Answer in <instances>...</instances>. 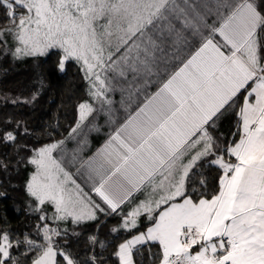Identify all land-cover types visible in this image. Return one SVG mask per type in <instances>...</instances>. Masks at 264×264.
Listing matches in <instances>:
<instances>
[{
    "label": "snow or ice",
    "instance_id": "obj_1",
    "mask_svg": "<svg viewBox=\"0 0 264 264\" xmlns=\"http://www.w3.org/2000/svg\"><path fill=\"white\" fill-rule=\"evenodd\" d=\"M50 53L86 98L60 139L0 118V171L30 169L0 264H264V0H0V61Z\"/></svg>",
    "mask_w": 264,
    "mask_h": 264
},
{
    "label": "trees",
    "instance_id": "obj_2",
    "mask_svg": "<svg viewBox=\"0 0 264 264\" xmlns=\"http://www.w3.org/2000/svg\"><path fill=\"white\" fill-rule=\"evenodd\" d=\"M4 60L7 63L0 67V95L12 91L15 95L28 97L33 91L38 90L39 96L32 105H0V118L10 115L14 119L26 121L30 129L37 131L49 129L57 139L67 136L70 126L76 119V105L86 98V84L78 67L69 63L66 65L65 72H58L56 70L57 56L52 53L38 61L28 59L13 62L10 58ZM41 77L44 81L43 88H40L37 82ZM57 124L58 127H53ZM234 124L233 116L226 115L219 123L220 133L227 137ZM101 129L103 131L86 132L87 143L83 146L84 157L93 154L107 138L108 131H105L107 128ZM82 139L83 137L78 138V140ZM28 143L32 141L29 140ZM77 146V141H69L67 144L69 150ZM12 152L10 148H0V158L8 153V158L14 159ZM29 171L30 169L23 165L18 167L10 165L7 172L0 171V188L8 192L7 198L0 200V217H6L11 226L17 230L26 220L24 182ZM105 232L106 229L101 233L102 238Z\"/></svg>",
    "mask_w": 264,
    "mask_h": 264
},
{
    "label": "rangeland",
    "instance_id": "obj_3",
    "mask_svg": "<svg viewBox=\"0 0 264 264\" xmlns=\"http://www.w3.org/2000/svg\"><path fill=\"white\" fill-rule=\"evenodd\" d=\"M2 61H3V62H2V64H1L0 67H3V66L7 63V61H5V60H2ZM0 62H1V61H0ZM152 90H153V91L155 90V86H153V89H152ZM13 92H14V91H13ZM4 94H9V95H11V96H19V94H17V95L13 94L12 91H9V92L4 93ZM116 99L119 100V94H117ZM119 115H120V117H121V119H122L123 116H124V113H123V112H120ZM219 130H220V129H219ZM233 130H234V126L232 127V130H231V131H233ZM101 131H103V130L101 129ZM105 131H108V129H106ZM219 132H220V131H219Z\"/></svg>",
    "mask_w": 264,
    "mask_h": 264
}]
</instances>
